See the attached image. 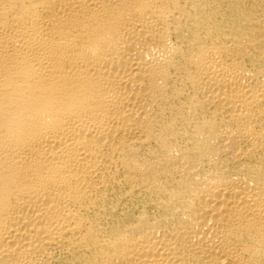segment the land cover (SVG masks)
<instances>
[{
    "label": "bare ground",
    "instance_id": "bare-ground-1",
    "mask_svg": "<svg viewBox=\"0 0 264 264\" xmlns=\"http://www.w3.org/2000/svg\"><path fill=\"white\" fill-rule=\"evenodd\" d=\"M0 264H264V0H0Z\"/></svg>",
    "mask_w": 264,
    "mask_h": 264
}]
</instances>
